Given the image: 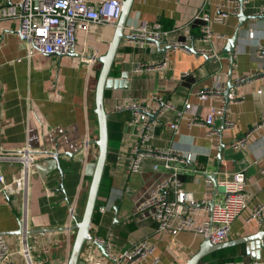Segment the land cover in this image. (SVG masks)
<instances>
[{"label": "crops", "instance_id": "obj_1", "mask_svg": "<svg viewBox=\"0 0 264 264\" xmlns=\"http://www.w3.org/2000/svg\"><path fill=\"white\" fill-rule=\"evenodd\" d=\"M22 0H0V11L20 6ZM98 1V0H96ZM204 0H133L124 34L140 24H160L163 30L180 28L178 40L186 41L189 52H165V44L140 48L122 40L117 49L110 79L127 73L126 86L110 89L104 109L110 117L114 133L119 131L118 143L109 152L107 172L109 182L100 198V206L91 220L90 235L107 238L111 234L113 247L120 252L132 248L142 240L153 246V253L143 264H185L198 250L203 238L190 231L175 235L159 232L155 221L139 220L133 216L135 207L164 177L166 172L152 170L153 160H147L141 173L126 175V158L133 142V130L128 125L132 113L115 111L128 100L154 104L156 97L182 110L188 102L190 113L203 118L211 107L226 103L224 93L232 84L225 117H215L213 134L201 126L188 127L185 118L179 121L177 133L167 124L174 120V110L162 116H151L153 139L151 146L158 150H178L189 161L172 163L177 168L183 191L194 200L219 203L223 192L217 187L223 173L245 170L248 205L234 220L226 241L246 239L264 232V223L246 222L249 208L264 203V0H248L244 4L245 20L239 24L236 15H228L222 23L213 22L215 36L208 44L200 38V23L195 16L202 10L212 19L218 9L229 11L234 5L227 0H212L203 7ZM258 17V18H257ZM18 22L0 18V149L5 152L28 149L59 155L57 162L47 156L38 158L36 173L27 191V245L35 264H66L71 251L74 231L69 228L78 219L81 189L89 163L96 150L97 124L93 113L94 74L100 64L87 62L90 57L102 56L114 33L113 26H97L87 33L78 32L75 54L27 56L25 43L18 37ZM188 29L186 40L184 29ZM252 33V37L249 34ZM233 54L226 48L233 38ZM194 49L193 53L191 49ZM212 48L218 60L206 58L198 50ZM164 62V63H163ZM160 65L134 73L137 65ZM163 64V65H162ZM188 72L189 75H181ZM250 77V82L236 80ZM93 81V82H92ZM94 83V87H93ZM222 86L223 93L206 101H199L195 92L202 88ZM228 122V125L224 123ZM227 126V127H226ZM247 136L244 147L234 149L237 139ZM49 156V155H48ZM19 169L16 161L3 162L1 172L7 181ZM211 180V185L205 183ZM62 185V187H60ZM21 197L8 192L0 195V234L13 253V261L20 247L19 219ZM76 208L75 217L70 216ZM99 207V206H98ZM196 216L199 224L203 217ZM251 242L241 243L205 256L198 264H218L224 261H264V238L261 249H251ZM254 244V242L252 243ZM24 245V243H23ZM25 246V245H24ZM80 259L82 257L80 255ZM110 264V263H107Z\"/></svg>", "mask_w": 264, "mask_h": 264}, {"label": "built area", "instance_id": "obj_2", "mask_svg": "<svg viewBox=\"0 0 264 264\" xmlns=\"http://www.w3.org/2000/svg\"><path fill=\"white\" fill-rule=\"evenodd\" d=\"M212 0H204L203 7ZM234 5L229 11L218 9V14L212 19L203 10L195 16V21L200 23V38L203 43L208 44L215 36L211 23H222L228 15H237L240 9L239 0H227ZM244 4L248 0H241ZM121 12V0H22L20 6H10L0 11L1 19H12L18 22V37L25 43L27 56L57 55L70 56L75 54V39L78 32L87 33L97 26L115 27ZM163 30L160 24H140L128 29V41L140 48L159 46L161 43L168 50H181L189 52L188 42L178 40L177 31ZM184 29L186 40L189 39L188 29ZM252 33L249 36L252 37ZM158 43V44H157ZM193 49V48H192ZM194 50V49H193ZM166 51V52H167ZM195 52V50H194ZM202 56L212 60H218V54L212 48L198 50ZM86 60L94 63L95 54ZM164 63V62H163ZM163 65V64H162ZM160 67V65H137L133 72L140 73L149 67ZM185 72L181 76H188ZM250 77L236 80L237 84L250 82ZM222 86L202 88L195 92L199 101H206L212 97L222 95ZM1 97V91H0ZM232 96L228 95V101ZM154 104L148 102L124 101L115 107V111L129 110L132 113L128 125L133 130V142L126 158V175L133 176L141 173L143 164L147 160H153L152 170L157 171L161 167L166 172L164 177L153 189L149 190L147 196L135 207L133 216L139 220L155 221L159 232H170L175 235L182 231H190L207 239L211 244L225 242L230 234L231 225L248 205L249 196L245 170L239 169L231 174L223 173L222 180L217 187L223 192V198L219 203L210 204L207 200L200 202L194 200L182 189L177 168L172 163H183L190 160L178 150H158L151 146L153 139L152 125L149 122L151 116H162L174 107L165 103L160 97L154 99ZM211 107L208 113L200 118L190 113L191 105L183 103L182 110H174V120L167 127L175 134L178 130L179 121L186 119L187 126H201L207 129L208 134H213V121L215 117L224 116L227 104ZM229 125L228 122L224 123ZM227 127V126H226ZM247 136L237 139L231 146L239 149L245 146ZM44 155L41 151H30L28 149L15 150L8 154L0 153V166L3 162L16 161L19 169L12 175V180L7 181L0 170V195H6L11 190L21 197V218L19 219L20 247L16 256L22 260L13 261V253L9 244L0 234V264H35L27 245V191L31 177L36 173L38 158ZM264 176V170L262 171ZM205 183L210 186L211 180L205 178ZM100 213L107 210V206H99ZM76 208L71 207L70 216L75 217ZM201 213L202 221L197 224L196 216ZM246 222H255L259 225L264 223V203H256L249 208ZM24 243V245H23ZM113 247L111 234L107 238H96L89 236L82 250V264H143L153 253V246L147 240H142L130 249L117 252L111 250ZM158 260L152 258L151 264H157ZM218 264H264V261L252 260L241 262H223Z\"/></svg>", "mask_w": 264, "mask_h": 264}, {"label": "water", "instance_id": "obj_3", "mask_svg": "<svg viewBox=\"0 0 264 264\" xmlns=\"http://www.w3.org/2000/svg\"><path fill=\"white\" fill-rule=\"evenodd\" d=\"M239 1L240 9L236 16L239 20L238 23L241 24V22L247 18H245L243 13V2L241 0ZM132 3L133 0H121V12L118 21L115 25L111 41L105 53L102 56L96 58V61L100 64V69L96 79L93 96V113L95 115L97 124V138L95 141H93V144L96 146L97 153L81 215L78 219H74L75 223L69 228L70 230L74 231V238L69 258L66 264H82V260L80 259V253L85 241L90 236L91 219L95 209L99 185L107 160L108 152L107 120L109 115L104 109V92L110 89H121L126 86L127 73H123L119 79H110L109 74L120 42L122 40H128V36L124 34V30L127 25ZM259 18H264V16H261ZM235 40L236 36H233L226 48L227 52L230 54H233V45ZM167 50L168 47H166L164 51L166 52ZM191 51L194 53L193 49H191ZM232 87V84L228 83V86L224 93V99H226V102L228 101V95ZM0 153L8 154L10 152H5L0 149ZM42 153L46 155L48 159H53L57 162L58 170L62 177L63 173L60 170L59 166V155L51 152ZM60 187H62V185ZM16 234H19V232H17ZM263 238L264 232H260L246 239L242 238L230 240L219 244H211L207 239H204L203 242L200 244L197 252L185 264H198L200 260H202L205 256L210 253L217 252L245 242H251V249H261V247L263 246ZM253 242L254 244H252Z\"/></svg>", "mask_w": 264, "mask_h": 264}, {"label": "trees", "instance_id": "obj_4", "mask_svg": "<svg viewBox=\"0 0 264 264\" xmlns=\"http://www.w3.org/2000/svg\"><path fill=\"white\" fill-rule=\"evenodd\" d=\"M98 72H99V70L95 72V74H94V80L97 79ZM107 96H108V91H105L104 92V100L107 98ZM120 126H121V123L119 124V129H116V131L118 133H119V131L121 129ZM107 131H108V152H107V160H106L105 167H104V170H103V174H102V177H101V181H100V185H99V190H98V195H97V200H96V205H95V209H94L92 218L96 214L95 212L97 211L98 206H100V204H101L100 198H101V196L103 194V191H104V189L106 187V183L109 182V175H108V172H107L108 162L110 161L109 160V152L112 150L113 143H118L119 137H120V135L118 133H114L113 128H112V123L110 121V117H108V120H107ZM90 173H92V172L90 171V172H88V174L86 172V176H84V179L85 180L90 181V178H91V174ZM91 220H93V219H91Z\"/></svg>", "mask_w": 264, "mask_h": 264}, {"label": "rangeland", "instance_id": "obj_5", "mask_svg": "<svg viewBox=\"0 0 264 264\" xmlns=\"http://www.w3.org/2000/svg\"><path fill=\"white\" fill-rule=\"evenodd\" d=\"M93 87H94V83H93ZM92 97H93V94H92ZM96 153H97V151L94 150V152L92 154H90V156L88 158L89 159V163H88V166H87V169H86L87 174L90 171L92 172L93 165H94V160L96 158ZM88 186H89V181L88 180H84L83 186H82L83 188L81 189V196L79 198L80 203H79L78 218L80 217L82 209H83V206H84V202H85ZM224 262H232V261H224Z\"/></svg>", "mask_w": 264, "mask_h": 264}]
</instances>
